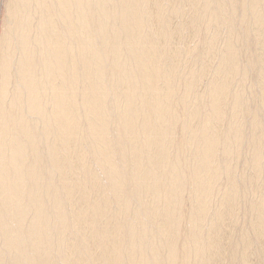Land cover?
Segmentation results:
<instances>
[{"label": "bare ground", "instance_id": "6f19581e", "mask_svg": "<svg viewBox=\"0 0 264 264\" xmlns=\"http://www.w3.org/2000/svg\"><path fill=\"white\" fill-rule=\"evenodd\" d=\"M5 12L0 264H264V0Z\"/></svg>", "mask_w": 264, "mask_h": 264}, {"label": "rangeland", "instance_id": "374dc122", "mask_svg": "<svg viewBox=\"0 0 264 264\" xmlns=\"http://www.w3.org/2000/svg\"><path fill=\"white\" fill-rule=\"evenodd\" d=\"M7 3H8V0H0V35L2 33V29L4 26L5 17H6L5 11H6Z\"/></svg>", "mask_w": 264, "mask_h": 264}]
</instances>
